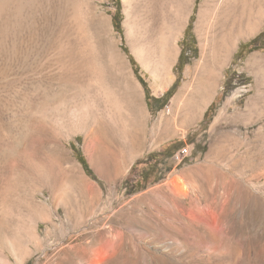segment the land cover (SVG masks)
Masks as SVG:
<instances>
[{"label":"rangeland","instance_id":"374dc122","mask_svg":"<svg viewBox=\"0 0 264 264\" xmlns=\"http://www.w3.org/2000/svg\"><path fill=\"white\" fill-rule=\"evenodd\" d=\"M124 2L0 13V264H264V0Z\"/></svg>","mask_w":264,"mask_h":264},{"label":"bare ground","instance_id":"6f19581e","mask_svg":"<svg viewBox=\"0 0 264 264\" xmlns=\"http://www.w3.org/2000/svg\"><path fill=\"white\" fill-rule=\"evenodd\" d=\"M125 1L124 3H127L128 0H123ZM217 0H205L204 2V6H208L211 4H214ZM13 2V0H0V13H3L4 11H6V9H8L7 7H10L9 5H11ZM189 2H193V0H181V3L179 5V7L182 9H185V6H187L189 4ZM129 3V2H128ZM178 4V3H177ZM211 7V6H210ZM178 8V7H177ZM10 9V8H9ZM203 9V8H202ZM186 12V11H185ZM15 13V12H14ZM182 13V12H181ZM131 22V21H130ZM125 29H127L126 31H130V27H129V16L128 13L126 11V21H125ZM175 26V25H174ZM172 31V30H171ZM131 32V31H130ZM129 32V33H130ZM168 40V39H167ZM165 44V43H164ZM163 46V45H162ZM203 56V55H202ZM203 59V58H202ZM214 73V72H213ZM213 73L209 74L207 76V78L205 79V82L203 83L202 86V93H203V97H201L200 99H202V101H204L207 96L210 94L211 89L213 88V85L215 83V76ZM203 80V79H202ZM201 80V81H202ZM183 89H187L186 86ZM185 92V91H184ZM183 96V95H182ZM201 96V95H200ZM181 97L179 96V99ZM199 98V97H198ZM205 103V102H204ZM188 175V174H187ZM190 176V175H189ZM188 180L186 179H182L181 178H176L174 180H172L171 182L168 183V186H166L165 188V192L167 193L168 196H170L172 199H177V198H183L186 196L187 193V189H188ZM212 214V213H211ZM209 218V216L207 217V219ZM210 220L212 222L211 227L213 228V226L215 225L214 223L216 222L215 218L211 219V215H210ZM217 225V224H216ZM175 229V228H174ZM179 231V230H178ZM214 233L216 234V228L213 229ZM180 232V231H179ZM213 233V234H214ZM175 234V233H174ZM214 234V235H215ZM219 234V233H218ZM161 235V234H159ZM217 247V246H216ZM218 250V249H217ZM108 255V254H107ZM104 257H105V251L100 252L99 258L93 262V264H103L104 261ZM224 258V257H223ZM104 261V262H103Z\"/></svg>","mask_w":264,"mask_h":264},{"label":"built area","instance_id":"2783aa9c","mask_svg":"<svg viewBox=\"0 0 264 264\" xmlns=\"http://www.w3.org/2000/svg\"><path fill=\"white\" fill-rule=\"evenodd\" d=\"M188 156V149H182L178 150L176 153L173 154L172 160L177 164H181L182 162H184V159H186Z\"/></svg>","mask_w":264,"mask_h":264},{"label":"trees","instance_id":"16d2710c","mask_svg":"<svg viewBox=\"0 0 264 264\" xmlns=\"http://www.w3.org/2000/svg\"><path fill=\"white\" fill-rule=\"evenodd\" d=\"M118 16V12L116 13V15L114 16V18H116ZM189 29V28H188ZM187 29V30H188ZM262 37V35H260L256 40H259ZM256 42V41H254ZM245 46H250V44H245Z\"/></svg>","mask_w":264,"mask_h":264}]
</instances>
